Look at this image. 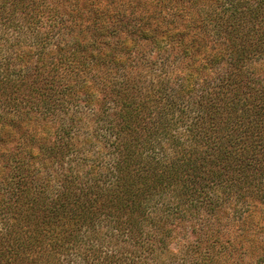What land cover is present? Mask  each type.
<instances>
[{
  "label": "trees",
  "instance_id": "16d2710c",
  "mask_svg": "<svg viewBox=\"0 0 264 264\" xmlns=\"http://www.w3.org/2000/svg\"><path fill=\"white\" fill-rule=\"evenodd\" d=\"M258 68L264 0H0V166L11 167L7 178L0 168V216L15 222L0 234V264L61 255L113 264L109 249L131 239L125 231L148 233L136 243L154 241L160 252L202 208L243 219V238L262 233L264 209L246 214L264 204ZM58 113L65 119L53 144L6 157L17 128ZM154 198L173 201L155 224ZM251 244L238 252L211 232L190 246L189 260L245 264Z\"/></svg>",
  "mask_w": 264,
  "mask_h": 264
},
{
  "label": "rangeland",
  "instance_id": "374dc122",
  "mask_svg": "<svg viewBox=\"0 0 264 264\" xmlns=\"http://www.w3.org/2000/svg\"><path fill=\"white\" fill-rule=\"evenodd\" d=\"M143 12L142 6H139ZM259 70H264L262 68H258ZM261 81L264 82V76L261 77ZM65 83L68 84L69 81L65 80ZM57 91H61V87L54 88ZM52 90L50 94L54 95L55 90ZM83 95V94H80ZM57 97H62L63 93L57 94ZM195 105H186L185 112H188V115H191L192 112L196 111ZM192 108V109H191ZM74 109H70L69 116L72 114ZM88 114L86 113V117L88 118ZM60 116V119H53V118H46V120L38 119L33 120L35 122L31 123V125H27V128H23L21 130L16 129L17 131H14V136L10 138L8 145H7V152L6 157H8V154L10 152H19V155L21 156H27L30 155L31 152L33 155H40L42 146H47L48 143L52 144L55 141V138H57L58 129L56 128V124L59 122H62L61 120L65 119L62 113H58ZM189 118H192V116H188ZM26 134L24 136H21V133L26 131ZM56 134V135H55ZM55 136V138H54ZM180 141V139H179ZM177 142V141H176ZM186 146V145H185ZM176 151H180V143L176 146ZM84 150L80 151L79 154H83ZM25 154V155H24ZM79 156V155H78ZM85 156L91 157V152L86 147L85 148ZM32 156H27V158H31ZM110 164V163H109ZM1 169H4L2 177L7 178L9 174H11V167L10 166H0ZM102 171V170H100ZM2 184V183H1ZM1 187V185H0ZM39 188L34 190L36 193L39 192ZM1 191V190H0ZM42 194V193H41ZM170 202L169 198H160L159 200H155L152 202V214L155 222L160 218V216L163 215V212L165 210V206H169ZM251 207L249 211L246 212V214L253 212L251 218H257L260 214V208L264 209V204L260 203L259 201L250 203ZM256 206V208L254 207ZM248 208V205H246L245 209ZM225 210H221L220 212L214 214V215H208L205 212V209H199V215L197 218L190 219L191 222L184 224L183 227L176 228V231L173 232L172 236L169 238V246L166 248L159 249L160 252L156 251L155 249L158 248V245L154 241L145 242L143 240H139L138 243H136L134 234H126L125 236L130 237L131 239L126 240V242L119 243V244H113V246L109 249L111 251H114L117 253L116 257L118 258V261L113 264H154L153 254L156 256H161L159 259L161 264H191V261L189 260V257H192V251H191V245L196 244L197 241H203L205 238L208 239L211 232L214 233V236L217 237L219 241V245H226L229 248H235L238 252H243L245 250L249 249V246L251 242H253L251 245L256 246L253 248H257V250L254 252L253 255L250 253L247 255H244V263L245 264H256L257 259L260 256L264 255V231L262 233L259 232H245L244 238L242 236V230L241 227L244 223V220H239L238 218H234L232 212L230 210H227L225 214ZM261 214H264L262 211ZM260 214V215H261ZM40 216H43L42 214ZM3 216H0V234L2 233V230L7 228L8 225H11L12 223H15L13 220L8 221L6 219L2 218ZM45 217V216H43ZM246 221L249 222L250 218L248 216H245ZM24 228L28 227L25 224L22 225ZM193 229L197 230V233H193ZM43 232L46 234H50L49 230H47V227H45V230ZM41 233L42 236H45L44 233ZM37 235V234H36ZM129 235V236H127ZM148 233H145L142 235V237L139 239H143V237H146ZM36 236L33 235L31 232L26 234V238H23V242L25 244H31L34 240L32 238H35ZM199 238V240H198ZM151 239V238H148ZM148 241V240H147ZM228 241V243H227ZM149 248V249H147ZM154 250V252H153ZM153 253V254H152ZM195 256L197 257L198 253L194 252ZM205 256L208 257V253H204ZM237 255V254H236ZM233 258H235L233 256ZM31 260L37 261L39 264H42L41 257H32ZM60 261H52V264H68L70 263V256L69 255H61ZM234 260V259H233ZM90 264H97L98 262H105L109 263L110 259H105L103 256L101 257V260H93L92 258L88 261ZM153 262V263H151ZM70 264H73L72 262ZM81 264V263H78ZM230 264V262H228ZM264 264V262L262 263Z\"/></svg>",
  "mask_w": 264,
  "mask_h": 264
}]
</instances>
